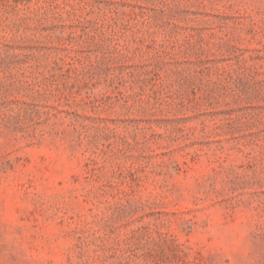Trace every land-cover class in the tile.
<instances>
[{
	"label": "rangeland",
	"instance_id": "rangeland-1",
	"mask_svg": "<svg viewBox=\"0 0 264 264\" xmlns=\"http://www.w3.org/2000/svg\"><path fill=\"white\" fill-rule=\"evenodd\" d=\"M0 264H264V0H0Z\"/></svg>",
	"mask_w": 264,
	"mask_h": 264
}]
</instances>
